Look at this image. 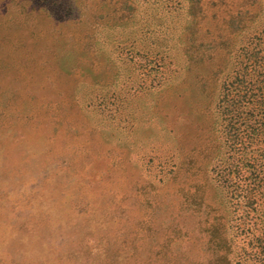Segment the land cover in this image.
<instances>
[{
  "label": "rangeland",
  "instance_id": "1",
  "mask_svg": "<svg viewBox=\"0 0 264 264\" xmlns=\"http://www.w3.org/2000/svg\"><path fill=\"white\" fill-rule=\"evenodd\" d=\"M191 3L0 0V30L38 38L52 98L106 132L148 203L108 219L93 184L87 215L79 148L42 136L0 181V264H264V65L194 47Z\"/></svg>",
  "mask_w": 264,
  "mask_h": 264
},
{
  "label": "crops",
  "instance_id": "2",
  "mask_svg": "<svg viewBox=\"0 0 264 264\" xmlns=\"http://www.w3.org/2000/svg\"><path fill=\"white\" fill-rule=\"evenodd\" d=\"M48 60L43 62L40 41L33 33L0 30V181L9 174L14 180L20 177L9 168L25 167L27 152L35 144L39 152L43 136L52 150L66 151L73 145L79 148L76 159L86 179L88 194L84 211L87 215L95 208L93 184L97 193L104 196L99 208L108 219L112 214L121 215L130 204L136 205L137 198L141 207H148L140 198L143 186L135 183L139 174H131L127 165L122 167L125 163L122 150L105 131L86 127L82 114L77 113L71 120L68 112L61 110L52 98V57ZM1 199L0 192V209L5 205L7 210V203L3 204ZM170 204L161 200L153 205L152 223L163 219V211ZM133 210L137 213L136 207ZM118 220L108 222L106 230L113 232V239L120 247L125 245L121 240L125 230ZM5 254L6 248L0 245V262Z\"/></svg>",
  "mask_w": 264,
  "mask_h": 264
},
{
  "label": "trees",
  "instance_id": "3",
  "mask_svg": "<svg viewBox=\"0 0 264 264\" xmlns=\"http://www.w3.org/2000/svg\"><path fill=\"white\" fill-rule=\"evenodd\" d=\"M190 2L189 13L196 18L194 47L205 46L215 53L236 50L246 63L264 65V1L241 0V6L231 0ZM262 70L264 81V66Z\"/></svg>",
  "mask_w": 264,
  "mask_h": 264
}]
</instances>
